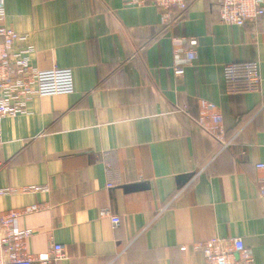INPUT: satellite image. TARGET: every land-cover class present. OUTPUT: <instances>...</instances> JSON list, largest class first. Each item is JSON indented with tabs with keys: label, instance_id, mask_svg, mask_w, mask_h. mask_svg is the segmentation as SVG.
Instances as JSON below:
<instances>
[{
	"label": "crops",
	"instance_id": "obj_1",
	"mask_svg": "<svg viewBox=\"0 0 264 264\" xmlns=\"http://www.w3.org/2000/svg\"><path fill=\"white\" fill-rule=\"evenodd\" d=\"M189 1L164 30L153 4L5 0L31 64L74 73L73 93L35 96L0 127V210L40 205L19 220L28 252L66 251L33 264H205L197 245L214 236L241 237L264 264V19L229 25L220 0ZM191 38L198 59L178 77L173 51ZM251 63L261 86L231 91L226 67ZM200 99L233 145L202 128Z\"/></svg>",
	"mask_w": 264,
	"mask_h": 264
},
{
	"label": "built area",
	"instance_id": "obj_2",
	"mask_svg": "<svg viewBox=\"0 0 264 264\" xmlns=\"http://www.w3.org/2000/svg\"><path fill=\"white\" fill-rule=\"evenodd\" d=\"M126 6L155 5L161 12L164 30L178 23L189 9V0H123ZM219 14L222 23L244 27L258 24L264 19V0H220ZM27 34H21L8 25L5 0H0V127L2 120L26 112L28 102L35 96L43 97L70 94L75 90L74 73L71 68L55 67L41 70L31 64L33 46L24 43ZM173 51V71L176 76L184 74L185 68L198 59L195 38L185 39ZM235 64L226 67V79L231 91L257 90L262 83L260 66L251 63L240 71ZM199 123L211 133L225 149L234 144V139L226 138L224 116L220 107L206 99H200ZM260 171L259 183L264 197V160L255 164ZM111 186V185H109ZM5 190L0 191V194ZM38 204L22 210H0V264H33L58 262L66 256L65 247L55 244L51 252L32 255L27 250V240L33 234L31 229L20 227V217L40 209ZM102 214L111 217L114 226L121 219L111 215L109 210ZM202 249L205 264H255L254 253L241 237H211L197 245Z\"/></svg>",
	"mask_w": 264,
	"mask_h": 264
},
{
	"label": "water",
	"instance_id": "obj_3",
	"mask_svg": "<svg viewBox=\"0 0 264 264\" xmlns=\"http://www.w3.org/2000/svg\"><path fill=\"white\" fill-rule=\"evenodd\" d=\"M187 178H188V176H186ZM181 178H185L184 176L183 177H181Z\"/></svg>",
	"mask_w": 264,
	"mask_h": 264
}]
</instances>
